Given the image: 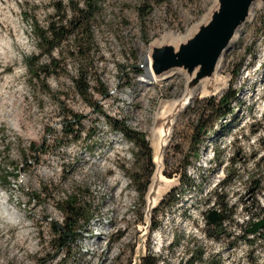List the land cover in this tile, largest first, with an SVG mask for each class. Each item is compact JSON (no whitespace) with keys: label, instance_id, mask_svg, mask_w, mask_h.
<instances>
[{"label":"rangeland","instance_id":"rangeland-1","mask_svg":"<svg viewBox=\"0 0 264 264\" xmlns=\"http://www.w3.org/2000/svg\"><path fill=\"white\" fill-rule=\"evenodd\" d=\"M161 1L102 0L91 23L88 58L95 108L75 91L70 77L77 63L66 56V47L56 54L58 74L29 82L24 57L39 51L20 5L33 8L43 24L51 0H0V202L6 200L8 207L5 213L0 207V264H139L148 253L158 264H187L197 250L202 258L190 264H235L241 251L228 258L225 247L244 249L248 243L264 249V232L246 241L245 231L252 219L264 216V160L256 154L264 153V2L253 5L224 51L218 81L203 89L198 83L188 92L191 74L183 68L168 79L145 81L144 56L205 22L217 1ZM230 88L237 92L233 114L214 121L215 135L193 144L194 100L219 98ZM184 99L191 100L183 105ZM162 105L172 106L167 121L157 118ZM67 111L80 118L73 126L77 139L65 135ZM103 114L144 135L152 161L153 132L168 127L164 179L153 187L151 174L144 203L135 187L145 180V161ZM239 135L248 136L245 144L257 139L243 160L240 143H227ZM239 167L256 168L251 176L256 181L240 185ZM16 169L17 176L4 178ZM70 195L87 205L91 220L71 253L56 252L51 222L62 223L57 203ZM158 204L153 214L158 225L151 229ZM209 209L222 212L223 221L211 224Z\"/></svg>","mask_w":264,"mask_h":264},{"label":"trees","instance_id":"trees-1","mask_svg":"<svg viewBox=\"0 0 264 264\" xmlns=\"http://www.w3.org/2000/svg\"><path fill=\"white\" fill-rule=\"evenodd\" d=\"M150 1V0H145ZM102 0H51L52 12L47 14L44 23L41 24L34 18L33 8L20 5L22 18L26 21L31 20L30 25L34 36L37 40L38 53L34 55H26L24 63L27 69L29 82L33 83L34 79H41L52 74H58L61 69L59 65L60 58L56 54L63 55V49L66 47V56L71 57L76 61L75 74L71 75V80L75 91L82 99L98 108L97 101L93 99L91 91L92 86L89 83V54L91 51V23L95 15L100 10ZM163 2V0L161 1ZM42 58L46 60L43 61ZM98 82V79H96ZM39 88L45 92L50 93L48 84H40ZM98 91L103 96L107 94V90L98 88ZM237 98L235 90L228 89L222 93L219 98L214 96L203 97L194 100L196 107L194 111L193 123V144L199 143L204 136H213L216 133L213 127L214 121L227 120L235 110L232 105ZM67 118L64 124L67 125L65 135L79 138L78 130L73 128L79 123V116L66 112ZM106 122L115 131H120L123 135L136 145V153L143 158L147 167L145 180L135 187L142 203L145 202V196L150 183V176L154 170V163L152 161L151 148L145 139L144 135L132 130L127 126L123 119L112 117L108 114H103ZM88 133L87 135H90ZM194 156H197V149L193 150ZM186 165L184 166V168ZM13 173H6L4 178L13 174L17 176V171ZM168 176H171L169 174ZM139 181V179H138ZM169 191L167 194H170ZM162 202V201H160ZM58 208L63 213L62 223L53 221L52 244L55 246V251L65 250L66 253H71L73 245L79 238L82 237L83 229L91 220L90 212L87 205L78 201L77 195H70L66 199L57 203ZM159 204L152 209L151 229L157 227L158 223L154 220V213L157 212ZM173 245V241H171ZM192 257L187 264L193 262L196 258H202V251L197 250L196 253L191 252ZM139 264H158V258L150 253L144 255L140 259Z\"/></svg>","mask_w":264,"mask_h":264},{"label":"water","instance_id":"water-1","mask_svg":"<svg viewBox=\"0 0 264 264\" xmlns=\"http://www.w3.org/2000/svg\"><path fill=\"white\" fill-rule=\"evenodd\" d=\"M216 8L197 31L185 43L175 48L172 44L156 46L152 51V70L155 76L174 69H184L196 76L189 87L192 89L204 79L211 78L216 65L230 45L237 29L250 18L252 6L264 0H216ZM185 100V99H184ZM183 100V101H184ZM168 129V127H167ZM223 213L209 209L207 220L218 224ZM264 226V220L252 222L247 232H254Z\"/></svg>","mask_w":264,"mask_h":264},{"label":"bare ground","instance_id":"bare-ground-1","mask_svg":"<svg viewBox=\"0 0 264 264\" xmlns=\"http://www.w3.org/2000/svg\"><path fill=\"white\" fill-rule=\"evenodd\" d=\"M201 24H203V21H200L195 26H192L191 28L187 29L184 33H182L180 35L171 36V39L168 40V43L172 44L175 48H178L181 44L185 43L189 38H191L193 36V34L197 31V28ZM235 37H236V34H235L234 38ZM223 53H222V55H221V57H220V59L218 61V64L216 65V69H215L214 75L211 78L204 79V80H202V82L199 83V85H200L199 87H201L202 89H203L204 85L205 86H209L210 84L218 81V79H219L218 78V74H219L220 69H221ZM144 59H145V64L147 65V72H146L147 80H145V81H148V83H153V81L155 80L154 78H156V77H155V75L153 73V70H152V48L150 49V54H146L144 56ZM149 66H150V68H149ZM177 71H182V70L174 69V70H171V71H168V72H164L163 74H161L157 78L158 79H168L169 77H171L174 74H176ZM183 75L185 76V73H183ZM194 77H195V72H193L188 77V83L189 84L194 79ZM189 91H190V88H188V92ZM190 100L186 101V99H185L182 102V104L186 105L187 103L190 102ZM172 104L175 105L174 102H172ZM171 107L169 105H162L157 111V118L167 121L168 118H170V116H171V112H170ZM166 135H167V128H163V127H157L155 129V131L153 132V139H154L153 161H154V164H155L154 172H153V175H152L153 187L156 186L160 181H162L164 179V176H163L162 172H163V168H164V166H163L164 165V156L163 155H164V146H165V143H166L165 142L166 141ZM5 201H1L0 202L1 203L0 207L3 210L4 213H5V210H7V208H8L6 206L7 201H6V203H5ZM153 201H154V199H153L152 192H151V194L149 195V207L151 206ZM11 216H9V218H11Z\"/></svg>","mask_w":264,"mask_h":264},{"label":"built area","instance_id":"built-area-1","mask_svg":"<svg viewBox=\"0 0 264 264\" xmlns=\"http://www.w3.org/2000/svg\"><path fill=\"white\" fill-rule=\"evenodd\" d=\"M247 139H248V136L246 137V136H243V135H239L237 137H233L232 139H228L227 140V143L228 144H231L232 142H235L236 143V141H238L240 143V145H239L240 146V149L237 151V153L241 155V160L244 159V156H246L247 153H251L252 152L251 149H250L251 148V145H254L255 144V140H257L254 137H251L250 138V141L247 144H245L244 141L247 140ZM256 154L258 156L262 157L263 160H264V153H259V154L256 153ZM227 164H224L223 165V168L225 166H227ZM255 169L256 168L253 169V167H252V168L244 171V170L240 169V167H239V173L235 175V179H237V181H238V183H240V185L242 183H245V182L247 183V181H249V183L251 184L252 182L256 181L255 179L252 180V178H251V176L253 175ZM243 173H245V176L242 175ZM221 175H222L221 176L222 180H224L225 174H224V170L223 169H222ZM261 206L264 207V203H261ZM261 219L264 220V216H261V215L256 216L254 219H252L250 221V225H251L252 222L259 221ZM238 220H241V219H238ZM222 221H223V219H222ZM247 228H246V230H247ZM261 232H264V226L262 228H260V229L255 230L254 232H247L246 231L247 236L250 237L246 241H251L252 240L251 238L254 235H260ZM261 247H257V246L252 247L251 245H248V243H247V245H246V247H244V249H241L240 246H233V247H225V249H223V250H225V252L227 254L225 257H228V258H231V256L229 255V252L233 253L234 250H240L241 251L240 258L238 259V261L235 262V264H250V262H251L249 260L250 254L255 258V264H264V249L261 248Z\"/></svg>","mask_w":264,"mask_h":264}]
</instances>
